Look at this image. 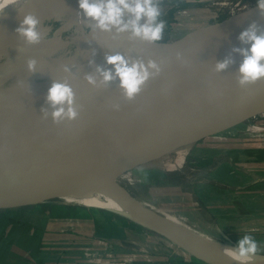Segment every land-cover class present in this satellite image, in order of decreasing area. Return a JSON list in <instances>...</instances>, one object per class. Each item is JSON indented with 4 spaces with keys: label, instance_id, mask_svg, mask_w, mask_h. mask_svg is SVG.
<instances>
[{
    "label": "water",
    "instance_id": "obj_1",
    "mask_svg": "<svg viewBox=\"0 0 264 264\" xmlns=\"http://www.w3.org/2000/svg\"><path fill=\"white\" fill-rule=\"evenodd\" d=\"M124 20H129L128 14ZM252 22L264 31V15L256 6L204 28L186 43L221 41L161 68L131 101L114 79L75 100L79 114L74 121L54 123L52 110L36 121L3 131L0 211L65 200L61 196L139 169V164L177 146L256 115L242 113L264 98V80L239 86L243 57L233 49L247 46L238 39H226L240 34ZM109 51L127 59L123 33L117 34L116 29ZM225 59L233 62L217 72L216 64Z\"/></svg>",
    "mask_w": 264,
    "mask_h": 264
},
{
    "label": "rangeland",
    "instance_id": "obj_2",
    "mask_svg": "<svg viewBox=\"0 0 264 264\" xmlns=\"http://www.w3.org/2000/svg\"><path fill=\"white\" fill-rule=\"evenodd\" d=\"M255 6L256 0H159L160 19L165 22L162 39L155 43L140 40L137 44H128L127 59L130 63L139 58L131 54L136 49H154L162 54L202 33L204 28ZM144 22L141 20V24ZM43 25H50L49 36L63 32L60 29L63 24L59 28L55 22ZM175 41L181 42L175 44ZM252 108L242 115L250 114ZM136 168L139 169L111 176L120 198L164 213L175 223L229 244H237L244 235H252L261 249L258 255L264 254V113L177 146ZM111 197L118 199L114 194ZM103 198L111 201L102 196L103 203ZM65 205L73 208L75 215L88 218L99 232L103 227L122 233L113 239L94 238L120 246L114 252L110 249L109 259L103 258L102 252L94 253L91 257L94 264H148L141 261L147 257L158 259L159 264H211L190 256L183 247L146 226L147 223L119 215L104 205L83 207L52 199L47 205L10 209L5 214L13 217L17 213L44 209L62 212L61 207ZM124 230L127 232L123 233ZM132 231L144 237V245L129 240L128 234Z\"/></svg>",
    "mask_w": 264,
    "mask_h": 264
},
{
    "label": "bare ground",
    "instance_id": "obj_3",
    "mask_svg": "<svg viewBox=\"0 0 264 264\" xmlns=\"http://www.w3.org/2000/svg\"><path fill=\"white\" fill-rule=\"evenodd\" d=\"M79 11V0H0V134L17 125L36 121L44 112L52 111L46 103V96L54 81L69 83L75 100L106 85L97 68L110 69L105 57L118 54L117 51H109L114 29L111 32L100 31L93 21L84 19L82 14L78 16ZM27 14L35 15L40 21L42 39L38 45H28L16 33ZM44 22H55L57 28L63 24L60 27L63 32L49 36L51 27L43 25ZM238 36L226 39H238ZM123 41L126 48L128 44H137L140 39L132 38L129 31L123 33ZM219 41L221 39L184 42L166 49L162 54L154 49H136L131 54L139 58L132 62H143L147 66L149 61H154L161 69L191 51ZM33 59L36 60V70L29 72L27 62ZM89 75L95 78L94 85L85 79ZM252 106L251 113L243 116L263 113L264 98ZM112 194L118 199L112 198ZM102 196L111 198V201L103 198V203ZM119 196L110 176L103 179L100 185H92L61 198L83 207L104 205L119 215L145 222L150 229L165 235L190 256L204 263L264 264V255H257L254 260L243 259L229 250L234 245L193 231L175 223L164 213L141 207Z\"/></svg>",
    "mask_w": 264,
    "mask_h": 264
},
{
    "label": "clouds",
    "instance_id": "obj_4",
    "mask_svg": "<svg viewBox=\"0 0 264 264\" xmlns=\"http://www.w3.org/2000/svg\"><path fill=\"white\" fill-rule=\"evenodd\" d=\"M256 8L264 15V0H256ZM79 12L84 19L95 23L96 28L103 32L116 29L117 34L131 32L132 38H137L148 43H155L162 39L165 22L160 19L162 12L159 0H79ZM125 14L131 19L124 20ZM141 20L145 22L141 24ZM40 21L33 14L23 17L16 33L28 45H38L42 34L39 31ZM238 40L244 48H234L233 52L239 53L243 59L239 66L238 84L246 87L264 80V31H261L255 22L243 30ZM106 63L111 66L105 70L97 68L105 84L118 79L120 88L127 100H133L147 83L150 77L160 74V67L154 61H149L147 66L143 62L129 63L121 54L105 57ZM233 61L225 59L216 64V71L226 70ZM29 72H35L36 60L27 62ZM152 70L151 72L149 70ZM85 79L90 85L96 83L91 75ZM46 103L53 109L51 116L54 123L62 120L74 121L78 118L75 103V93L67 82H53L46 96ZM230 251L247 260H254L261 249L252 235H244Z\"/></svg>",
    "mask_w": 264,
    "mask_h": 264
},
{
    "label": "crops",
    "instance_id": "obj_5",
    "mask_svg": "<svg viewBox=\"0 0 264 264\" xmlns=\"http://www.w3.org/2000/svg\"><path fill=\"white\" fill-rule=\"evenodd\" d=\"M61 210L54 213L49 209L17 213L10 217L13 220L11 223L1 219L0 264H94L91 258L94 253L102 252L103 258L109 259L110 249L114 252V248L120 247L98 242L94 238L103 236L113 239L117 234L118 237L122 236V233L119 234L121 231L115 233L102 227L99 232L88 218L72 213L73 208L65 205ZM128 238L144 245V237L133 231L128 234ZM147 258L141 261L161 263L158 259Z\"/></svg>",
    "mask_w": 264,
    "mask_h": 264
},
{
    "label": "trees",
    "instance_id": "obj_6",
    "mask_svg": "<svg viewBox=\"0 0 264 264\" xmlns=\"http://www.w3.org/2000/svg\"><path fill=\"white\" fill-rule=\"evenodd\" d=\"M6 211L7 210L0 211V214L3 215V218H2L3 222H5V223L13 222V220L10 217H8V215L5 214Z\"/></svg>",
    "mask_w": 264,
    "mask_h": 264
}]
</instances>
